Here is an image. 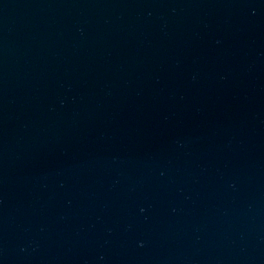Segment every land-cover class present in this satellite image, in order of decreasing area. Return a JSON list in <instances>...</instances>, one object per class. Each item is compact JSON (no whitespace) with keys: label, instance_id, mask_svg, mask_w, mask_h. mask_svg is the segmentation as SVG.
Instances as JSON below:
<instances>
[{"label":"water","instance_id":"obj_1","mask_svg":"<svg viewBox=\"0 0 264 264\" xmlns=\"http://www.w3.org/2000/svg\"><path fill=\"white\" fill-rule=\"evenodd\" d=\"M0 264H264V0H0Z\"/></svg>","mask_w":264,"mask_h":264}]
</instances>
